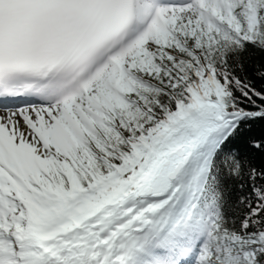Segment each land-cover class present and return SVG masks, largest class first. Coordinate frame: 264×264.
<instances>
[{
    "label": "snow or ice",
    "instance_id": "snow-or-ice-1",
    "mask_svg": "<svg viewBox=\"0 0 264 264\" xmlns=\"http://www.w3.org/2000/svg\"><path fill=\"white\" fill-rule=\"evenodd\" d=\"M0 264H264V0H0Z\"/></svg>",
    "mask_w": 264,
    "mask_h": 264
}]
</instances>
